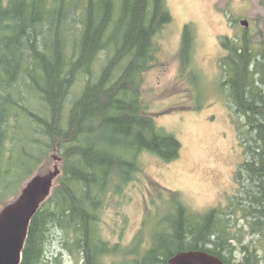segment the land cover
<instances>
[{
	"label": "trees",
	"instance_id": "16d2710c",
	"mask_svg": "<svg viewBox=\"0 0 264 264\" xmlns=\"http://www.w3.org/2000/svg\"><path fill=\"white\" fill-rule=\"evenodd\" d=\"M172 20L166 0H0V206L52 153L62 158L22 264H63L67 252L83 264L108 253L131 257L127 264H166L188 251L264 264V50L254 53L247 31L242 40L221 39L222 86L244 157L228 207L196 214L173 192L172 224L153 232L147 250L142 235L131 247L100 236L104 206L141 174L140 157L169 163L181 154L182 143L142 98L143 75L157 61L155 37ZM193 44L187 26L186 61ZM57 233L60 250L48 256Z\"/></svg>",
	"mask_w": 264,
	"mask_h": 264
},
{
	"label": "rangeland",
	"instance_id": "374dc122",
	"mask_svg": "<svg viewBox=\"0 0 264 264\" xmlns=\"http://www.w3.org/2000/svg\"><path fill=\"white\" fill-rule=\"evenodd\" d=\"M166 1L173 20L155 37L157 61L143 75L142 98L158 126L182 143L181 154L169 163L143 154L141 174L122 195L109 199L99 221L100 236L111 246L131 247L142 235L141 252L151 246L153 232L159 234L165 224H172L171 193L178 192L196 214L227 208L237 194L235 174L244 158L243 147L222 86L219 62L227 52L221 39L242 40L247 31L254 53L264 50V0ZM187 26L194 37L188 61L181 53ZM55 156L60 157L52 153L6 205L22 196L35 178L47 179L57 172L55 182L62 171ZM5 207L0 206V216ZM237 219L239 227L245 226L242 216ZM62 236L53 235L48 256L59 252ZM250 239L245 235L246 242ZM130 258L108 253L100 264H127ZM62 260L83 264L80 255L68 252Z\"/></svg>",
	"mask_w": 264,
	"mask_h": 264
},
{
	"label": "water",
	"instance_id": "95a60500",
	"mask_svg": "<svg viewBox=\"0 0 264 264\" xmlns=\"http://www.w3.org/2000/svg\"><path fill=\"white\" fill-rule=\"evenodd\" d=\"M241 25L248 28L249 23L242 21ZM54 159L57 163L62 162L60 157L55 156ZM57 175L58 173L54 172L50 173L47 179L35 178L22 196L3 209L0 216V264H22L31 222L38 213L42 200L50 196ZM166 264L227 263L205 251H188L176 254Z\"/></svg>",
	"mask_w": 264,
	"mask_h": 264
},
{
	"label": "bare ground",
	"instance_id": "6f19581e",
	"mask_svg": "<svg viewBox=\"0 0 264 264\" xmlns=\"http://www.w3.org/2000/svg\"><path fill=\"white\" fill-rule=\"evenodd\" d=\"M19 157V156H18Z\"/></svg>",
	"mask_w": 264,
	"mask_h": 264
}]
</instances>
